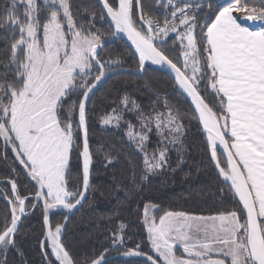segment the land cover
I'll return each instance as SVG.
<instances>
[{
	"label": "snow or ice",
	"instance_id": "1",
	"mask_svg": "<svg viewBox=\"0 0 264 264\" xmlns=\"http://www.w3.org/2000/svg\"><path fill=\"white\" fill-rule=\"evenodd\" d=\"M97 8L107 33L96 26ZM211 8V0L0 3V160L10 151L23 170L12 167L0 181V264H9L13 250L24 264L17 235L30 208L42 212L46 264H112V252L125 264L130 258H142L141 264H264V27L242 22L264 24V0H231L210 14ZM121 36L138 58L135 73L157 66L153 71L173 80L176 97L156 91L146 110L124 94L100 117L102 127L122 131L133 183L137 175L143 182L174 171L173 154L177 166L184 163V121L196 120L221 193L227 189L234 203L215 214L146 203L144 240L129 246L128 226L118 221L99 249L78 259L63 243L66 225L53 227L50 214L60 212L67 222L87 200L89 105L109 80L128 72L122 57L102 56ZM188 101L194 110H185ZM74 152L81 161L77 185L70 183ZM116 162L106 156V166ZM21 175L32 195L21 193Z\"/></svg>",
	"mask_w": 264,
	"mask_h": 264
},
{
	"label": "trees",
	"instance_id": "2",
	"mask_svg": "<svg viewBox=\"0 0 264 264\" xmlns=\"http://www.w3.org/2000/svg\"><path fill=\"white\" fill-rule=\"evenodd\" d=\"M80 2L89 4L91 0H80ZM0 3H3V0H0ZM145 3L147 4L148 0H145ZM211 4L210 14L219 8L214 5V1H211ZM205 11H209L207 4H205ZM96 13V26L107 33L108 24L100 21L98 8ZM84 16L87 20V14ZM130 53L129 48L118 40L106 47L102 56L105 59L120 56L125 62V69L135 70L136 59ZM148 69L143 78L131 75L113 77L100 91L96 92L89 105L88 139L93 155L91 186L87 200L71 216L62 235L63 243L78 259L90 252L93 247L99 249L109 229L113 228L118 221H123L128 226L126 231L131 237L128 240L129 246L144 240L146 234L141 224V215L146 203L156 204L166 210H184L196 214H215L220 210H231L233 207L231 193L227 189H224L223 194L221 193L222 185L217 179L214 167L209 163V154L204 150L205 141L196 120L184 121L187 129L183 157L185 162L177 166L176 157L173 154L174 171L168 169L162 173L151 174L143 182L139 181L137 175V183H133V168L128 162L131 154L124 147L121 139L122 131L103 128L99 119L115 107L124 94L135 99L146 110L149 109L156 91L172 96L175 101L173 82L165 74L157 70L153 71L150 67ZM184 108L186 111H192L188 103L184 105ZM128 118L134 120L130 114ZM109 153L117 162L106 166V156ZM132 159L134 164H139L137 158L132 157ZM12 167L21 173L10 155L6 161L0 160V181L7 180L12 175L10 172ZM136 171L138 174L139 168ZM80 178V160L78 153L74 152L70 183L77 185ZM19 183L22 194H33L31 184L23 178V175L20 176ZM3 208L4 204L0 203V212ZM63 219V214L54 215L51 218L52 226L62 224ZM42 230V212L40 208H37L23 220L17 235V246L24 252V264H46L39 245ZM113 255L118 254L110 253V256ZM8 259L9 264L20 262V257L14 250L8 254ZM112 264H125V260H114ZM130 264H141V261L130 260Z\"/></svg>",
	"mask_w": 264,
	"mask_h": 264
},
{
	"label": "water",
	"instance_id": "3",
	"mask_svg": "<svg viewBox=\"0 0 264 264\" xmlns=\"http://www.w3.org/2000/svg\"><path fill=\"white\" fill-rule=\"evenodd\" d=\"M211 1H213V0H211ZM205 4H207V3H205ZM118 40H120V41H122L128 48H129V50L131 51V53H132V55L134 56V49H132V47H131V44H130V42L127 40V38L126 37H123V36H121V38L120 39H118ZM118 40H115L114 42H116V41H118ZM114 42H112L110 45H112ZM109 45V46H110ZM134 58L135 59H138V58H136L135 56H134ZM148 67H150V68H152V69H156L157 68V66H152V65H149ZM128 70V72L126 73V74H123V75H131V76H135V77H139V78H143V76H144V74H136L135 73V70H130V69H127ZM157 71H159V72H161V73H163V74H165L172 82H173V80L169 77V75L168 74H166L164 71H162V70H157ZM188 104H189V106H190V101H188L187 102ZM191 108V107H190ZM191 110H194L193 108H191ZM199 125V124H198ZM200 127V126H199ZM201 130V129H200ZM201 133H202V130H201ZM202 136H203V133H202ZM81 146H82V141H81ZM222 151V150H221ZM9 155L11 156V158H12V160L14 161V157L11 155V153H10V151H9ZM16 165V167L18 168V170L22 173V168L18 165V163H16L15 164ZM214 167V166H213ZM11 169V168H10ZM91 170H92V165H91ZM80 172H81V161H80ZM2 181H6V180H2ZM28 183H30L29 181H28ZM31 184V183H30ZM90 186H91V175H90ZM10 187V186H9ZM90 190V189H89ZM89 193V192H88ZM85 203V202H84ZM83 203V204H84ZM81 207H79L78 206V209L77 210H74V213L75 212H77L79 209H80ZM33 211V209L30 211V213ZM73 213V214H74ZM54 214H62V213H60V212H53V213H51L50 214V219H51V216H53ZM73 214H68L69 215V218H68V220H67V222H65V219H64V221H63V223L62 224H65L66 226H67V223H68V221H69V219L71 218V216L73 215ZM23 219V218H22ZM42 225H43V219H42ZM66 228V227H65ZM42 239H44V237L42 238ZM40 252H41V249H40ZM41 254H42V257H43V259H44V256H43V253L41 252ZM111 258H112V261H114V260H125V258H123V257H120L119 255H113V256H111ZM141 259L142 258H130V260H140L141 261ZM44 261H45V259H44ZM46 262V261H45Z\"/></svg>",
	"mask_w": 264,
	"mask_h": 264
},
{
	"label": "built area",
	"instance_id": "4",
	"mask_svg": "<svg viewBox=\"0 0 264 264\" xmlns=\"http://www.w3.org/2000/svg\"><path fill=\"white\" fill-rule=\"evenodd\" d=\"M214 1V5L216 7H220V6H227L231 0H213ZM234 15H242L240 13H234ZM243 23L246 24V26L251 27L253 30H260V28L264 27V24H261L259 21L253 23L251 21H242Z\"/></svg>",
	"mask_w": 264,
	"mask_h": 264
},
{
	"label": "flooded vegetation",
	"instance_id": "5",
	"mask_svg": "<svg viewBox=\"0 0 264 264\" xmlns=\"http://www.w3.org/2000/svg\"><path fill=\"white\" fill-rule=\"evenodd\" d=\"M36 209H37V208H36ZM31 210H32V209L28 210V211H29V214H28L26 217H28L29 215H31V214L34 212L35 209H33V211L30 213ZM54 215H56V214H54ZM54 215H53V216H54ZM53 216H51V218H52ZM26 217H24L23 220H24ZM50 221H51V219H50ZM63 221H64V219H63ZM51 222H52V221H51ZM62 223H63V222H62ZM42 233H43V230H42ZM42 238H43V235H42V237H41V240H42ZM41 240H40V241H41ZM39 245H40V244H39ZM41 255H42V254H41Z\"/></svg>",
	"mask_w": 264,
	"mask_h": 264
},
{
	"label": "rangeland",
	"instance_id": "6",
	"mask_svg": "<svg viewBox=\"0 0 264 264\" xmlns=\"http://www.w3.org/2000/svg\"><path fill=\"white\" fill-rule=\"evenodd\" d=\"M104 128V127H103Z\"/></svg>",
	"mask_w": 264,
	"mask_h": 264
}]
</instances>
